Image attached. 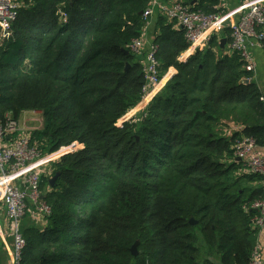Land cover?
I'll use <instances>...</instances> for the list:
<instances>
[{
  "label": "trees",
  "instance_id": "1",
  "mask_svg": "<svg viewBox=\"0 0 264 264\" xmlns=\"http://www.w3.org/2000/svg\"><path fill=\"white\" fill-rule=\"evenodd\" d=\"M16 1L12 34L0 39V122L40 112L31 137L44 150L83 145L51 166L59 173L53 188L41 179L50 214L42 227H21L22 263L249 264L262 178L244 172L234 145L264 144V89L246 82L253 75L239 55L223 54L212 36L179 62L184 33L154 16L160 72L176 73L117 126L142 96L141 63L128 45L141 36L146 2ZM187 2L206 14L218 4ZM221 39L226 47L228 30ZM0 264H9L1 241Z\"/></svg>",
  "mask_w": 264,
  "mask_h": 264
},
{
  "label": "built area",
  "instance_id": "2",
  "mask_svg": "<svg viewBox=\"0 0 264 264\" xmlns=\"http://www.w3.org/2000/svg\"><path fill=\"white\" fill-rule=\"evenodd\" d=\"M147 4L142 13L146 21L139 38L132 39L128 45L131 54L139 58L142 67L143 87L139 103L118 120L117 126L134 119L142 113L152 100L164 89L167 81L176 73L169 68L164 74L156 58L153 42L146 43L149 20L155 15L165 17L183 33L187 43L186 49L179 55L178 61L185 62L197 52L207 48L212 36L229 31V42L224 54H238L243 69L252 73L256 79L257 60L254 49L264 54V0H239L234 8L229 9L226 0H218L215 12L206 14L193 9V4L177 0L173 3H161L159 0H144ZM20 7L16 0H0V39L9 38L12 24L16 20ZM65 19V15L62 14ZM226 41V40H225ZM229 49V50H228ZM259 101L264 112V96ZM18 120L8 115L0 122V212L3 215L7 231L12 239L11 247L3 240L5 227L0 223V241L9 254V264H23L22 254L26 246L21 232V223L26 214L43 226L50 208L42 199L40 183L42 178L51 179V166L64 155L83 148L78 142L47 152L42 144L32 140ZM234 159L243 163L244 172L262 178L263 198L255 201L251 208L257 211L252 220L258 231L264 229V144L258 145L252 138H242L234 145ZM31 210V212H30ZM8 225V226H7ZM249 264H264V251L257 243L250 255Z\"/></svg>",
  "mask_w": 264,
  "mask_h": 264
},
{
  "label": "crops",
  "instance_id": "3",
  "mask_svg": "<svg viewBox=\"0 0 264 264\" xmlns=\"http://www.w3.org/2000/svg\"><path fill=\"white\" fill-rule=\"evenodd\" d=\"M159 1L161 3L170 4V3H173V2H175L177 0H159ZM184 1H187V0H184ZM226 1H227L229 9L234 8V6H236L237 3L239 2V0H226ZM216 6H214L213 9H215ZM156 15L157 14H155L154 16H156ZM154 16L149 20V24L147 26L146 33L144 34V38H145L146 43L153 42V35H152V32H151V29L153 28V22L152 21H153ZM221 49L222 50H226L227 46L226 47L224 46ZM253 53H254V55L256 57V60H257V69H256V79H255V81L258 82V84H259L258 86L261 89H264V87L262 85L263 82H264V54H262L257 49H254ZM38 116H40L41 118H38ZM18 122L20 123V125L25 130H27V132L32 134L34 131H38V130L41 129V126H42V115H41L40 112L26 111V112H23L19 116ZM38 123L40 125H37ZM28 218H29L30 221H32V219L30 217H28ZM24 220H26V219L24 218L22 223L24 222ZM32 222H34V221H32ZM0 223H1L2 226L5 227L3 240H4V242H6V244H8V246L11 247L12 239L10 237L9 231H7L6 222H5V219H4L3 215L0 216ZM257 243L259 244L261 250L264 251V229L258 231ZM6 253H7V256H8V259H9V254H8L7 250H6Z\"/></svg>",
  "mask_w": 264,
  "mask_h": 264
},
{
  "label": "water",
  "instance_id": "4",
  "mask_svg": "<svg viewBox=\"0 0 264 264\" xmlns=\"http://www.w3.org/2000/svg\"><path fill=\"white\" fill-rule=\"evenodd\" d=\"M225 43H226V41L224 40V39H222L221 41H220V47L221 48H223L224 46H225ZM125 54H128V52H125ZM128 68V65L126 66V69ZM246 82H249L248 80H246ZM237 161H239L238 159H237ZM58 177H59V173H56L54 176H52V178L49 180V184H50V187H54L55 186V184H56V181H57V179H58ZM43 199V198H42ZM190 224H194V222L191 220L190 221ZM138 243V242H137ZM134 244L133 246H132V248L130 249V251H131V253H132V256H137V249H136V247H137V245L138 244Z\"/></svg>",
  "mask_w": 264,
  "mask_h": 264
},
{
  "label": "rangeland",
  "instance_id": "5",
  "mask_svg": "<svg viewBox=\"0 0 264 264\" xmlns=\"http://www.w3.org/2000/svg\"><path fill=\"white\" fill-rule=\"evenodd\" d=\"M228 50H229V49H228ZM226 51H227V49L223 51V54L226 53ZM231 54H232V53H230V54H228V55H231ZM38 118H41V117L38 116ZM37 125H40V124L38 123ZM30 212H31V210H30ZM0 214H2V213L0 212ZM29 215H30L29 213L25 215L24 218H25L26 220H25L23 223H21V224H22L21 226H23L24 224H26L25 222L27 221V224H31V225H33V226H35V227H40L39 224H36L35 221L32 222L33 220H32V221L29 220V218H28ZM0 216H1V215H0ZM27 219H28V220H27Z\"/></svg>",
  "mask_w": 264,
  "mask_h": 264
}]
</instances>
